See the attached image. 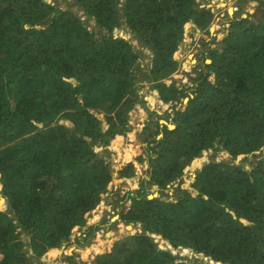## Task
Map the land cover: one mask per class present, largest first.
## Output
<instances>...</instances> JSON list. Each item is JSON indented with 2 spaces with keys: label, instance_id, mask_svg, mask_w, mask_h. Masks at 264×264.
<instances>
[{
  "label": "trees",
  "instance_id": "1",
  "mask_svg": "<svg viewBox=\"0 0 264 264\" xmlns=\"http://www.w3.org/2000/svg\"><path fill=\"white\" fill-rule=\"evenodd\" d=\"M72 1L97 28L46 0H0V193L8 205L0 207V264L44 263L49 252L94 237L97 226L70 238L111 196L113 170L96 145L122 142L129 111L145 104L143 82L153 85L150 108L162 113L176 102L175 128L157 123L146 148L123 152L128 162L117 178L130 182L144 153L147 177L121 214L126 225L91 264H264V0H239L259 4L261 15L242 18L239 6L226 37L210 42L220 47L207 51L210 63L199 67L191 93L165 82L180 68L179 45L194 41L188 25L207 32L211 8L197 0ZM143 49L153 54L146 72L137 64ZM207 151L229 159L209 161L185 185V166ZM175 183L172 201L162 200ZM148 188L160 197L148 198ZM130 223L144 233L126 237L140 232ZM189 250L196 257L182 255Z\"/></svg>",
  "mask_w": 264,
  "mask_h": 264
},
{
  "label": "rangeland",
  "instance_id": "2",
  "mask_svg": "<svg viewBox=\"0 0 264 264\" xmlns=\"http://www.w3.org/2000/svg\"><path fill=\"white\" fill-rule=\"evenodd\" d=\"M73 2L74 1L72 0H50L51 5H59L61 10H69L73 13V15L79 17L89 31L97 28L93 19L84 22L85 16L83 12L78 9L77 6L72 5ZM120 2L123 3V0H120ZM197 2L200 4H205L208 8H211L212 11L215 12L217 19L214 22L213 33L209 30H207L205 33H199L193 30L194 27H192V25H188V35L192 33L194 41L192 42L191 40L186 39L185 42L179 45L175 54V59L180 62V68L177 70V72H175V74L172 75L174 81L170 82L174 83L178 90L184 89L190 93L195 90V83L193 82V79L198 76L197 72L201 70L199 67L203 64V62L207 64L210 63V60L206 56L207 51L212 50L213 48L218 49L220 47L218 44H211L210 42H212L213 38L219 41L226 37V29L229 25L228 22L233 14H235V12L241 7V11L244 16L249 13V15L253 13L256 14V16L261 15V11L259 10L258 6L259 4L257 3L254 6H249V3L238 5L239 0H197ZM228 9H230V11H228ZM122 32L125 33L124 36L126 39H132L130 34L126 32V29L122 30ZM131 43L136 46V49L142 50L134 39L131 41ZM142 54V61L137 62V64H141L140 67L142 71L146 72L151 67L153 54L147 49H143ZM185 63H189L187 67H183ZM180 75L183 77V79L179 81L178 78ZM165 83L168 84L167 82ZM140 85L139 95L145 101V104L140 102V104L135 105L129 111L126 133L124 136H118L121 138L122 142L119 140L115 141L117 138L116 137L109 143L108 147L105 148V151L96 145V147L99 149V155L104 157L107 162H110V169L113 170V181L106 187V190L111 194V196L109 198L102 197L98 206H96V208L93 210L94 212L92 211L90 214H88V220H86L84 228L79 231V228L77 227V232H75L70 238L71 240H75L76 237L80 236V232H83L85 229L89 230L91 226H97V232H95L93 238H88L85 244L82 242H78L77 244H75V242H71V245H68L66 249H62L61 254L60 250L49 252V257L46 256V262L43 263L42 261H39V263H37L35 260H33V264H68L65 261L67 256L72 257V264H90L92 261H94L95 257L102 255L99 253L100 248L111 238L112 234H114L120 228V222L122 221L121 214L124 210L131 206L132 198L136 196V192L140 187L139 180L140 178L145 180L147 177L146 172L149 168V164L144 153V161L142 163H133L136 176H134L128 183L120 181V179L117 178V172L121 166H124L128 162V160L123 158V152L127 147L132 149L146 148L145 142L151 140L149 133H153L157 130V123L160 125H167L168 129L170 130L175 128V121L172 117L173 109L176 107V102H170L168 108L160 113L156 109L150 108L146 101L147 95L153 90V85L149 84L148 82H143ZM185 101H187V99H185ZM138 108L144 112V116L142 118L138 117L136 114L138 112ZM95 116L101 122L100 128L102 131H106L108 129V125L105 122L103 113H96ZM166 116H168V120L165 118ZM65 126L67 128L71 127V125H68L67 123ZM135 153L139 154L140 152L135 151ZM228 159V154L224 151L217 152L214 156L211 151L205 152L200 158L191 161L185 166L183 175V181L185 185L191 184L193 182L195 173L209 161L213 160L215 162H227ZM195 162L196 164L201 162V164L194 166ZM250 165L251 164L246 163L243 164V167L244 169L249 170ZM176 187L177 185L175 183L170 187V189L164 192V196L161 199L172 201ZM147 194L148 198L150 199L153 197H160L159 193L155 189L148 188ZM166 194H168L169 197H167ZM122 197L124 198L123 200ZM6 199L1 197L0 193V207L3 211L8 210V205L5 203ZM135 228L140 227L136 225ZM17 232L20 233V229H18ZM143 233L144 231L140 228V232L138 234L129 235L126 237H135ZM126 237L118 239L117 242L126 240ZM153 237L155 238L154 241L158 243L159 247L168 249L167 243L162 241L159 236L156 237L153 235ZM21 238H24L26 243L30 240V238L25 237L24 234H21ZM127 241L131 240L127 239ZM112 244L108 248L107 252L111 251ZM171 251L177 253L172 249ZM57 254L60 255L55 258ZM182 255L190 258L196 257V255L190 250L189 252H182ZM200 260L204 264H220L214 263L213 261L210 262L209 260L202 261L201 258Z\"/></svg>",
  "mask_w": 264,
  "mask_h": 264
},
{
  "label": "flooded vegetation",
  "instance_id": "3",
  "mask_svg": "<svg viewBox=\"0 0 264 264\" xmlns=\"http://www.w3.org/2000/svg\"><path fill=\"white\" fill-rule=\"evenodd\" d=\"M212 12H213V11H212ZM236 12H237V11H236ZM213 13H214V20H213L212 24H213V23L216 21V19H217L215 12H213ZM249 14H250V13H249ZM249 14H246V15L244 16L243 13L241 12V17H242V18H246L247 15H249ZM235 16H236V14H233V16L229 19V22H228V23H230V21H231ZM212 24H211V25H212ZM211 25H210V26H211ZM210 26H209V29H208L209 31H211V30H210ZM192 27H194V29H193L194 31H197L195 26L192 25ZM228 29H229V25H228V27H227V29H226V32H227V33H228Z\"/></svg>",
  "mask_w": 264,
  "mask_h": 264
},
{
  "label": "clouds",
  "instance_id": "4",
  "mask_svg": "<svg viewBox=\"0 0 264 264\" xmlns=\"http://www.w3.org/2000/svg\"><path fill=\"white\" fill-rule=\"evenodd\" d=\"M48 3H50V2H48ZM170 83L172 84V82H170ZM153 90H154V89H153ZM184 102L186 103L187 101L184 100ZM169 103H170V102H169ZM90 213H91V212H90ZM90 213H89V214H90ZM122 222H123V221H122ZM130 224L133 225V226H136V225L138 226V223H137V224L130 223ZM140 224H141V223H140ZM139 227H140V226H139ZM140 228H141V227H140ZM140 228H139V229H140ZM141 229H142V228H141ZM75 232H77V230L74 231L73 234H74ZM80 234H81V233H80ZM139 235H140V234H139ZM155 236L157 237V236H159V235H155ZM151 237H152L153 239H155V238L153 237V235H151ZM159 237H160V239L162 240L161 236H159ZM162 241H163V240H162ZM154 242L158 245V243H157L156 241H154ZM164 242H165V241H164ZM158 247H159V246H158ZM159 248H160V249H164V248H161V247H159ZM54 249H55V248H54ZM168 249L171 250V248H170L169 246H168ZM58 250H60V249H58ZM172 253L175 254L173 251H172ZM46 258H47V257H46ZM46 258H45V260H46ZM92 262H93V261H92ZM92 262H91V263H92ZM91 263H90V264H91Z\"/></svg>",
  "mask_w": 264,
  "mask_h": 264
},
{
  "label": "water",
  "instance_id": "5",
  "mask_svg": "<svg viewBox=\"0 0 264 264\" xmlns=\"http://www.w3.org/2000/svg\"><path fill=\"white\" fill-rule=\"evenodd\" d=\"M47 2H50V0H46ZM167 86H170L171 85V83H169V84H166ZM138 226H140L141 227V224L140 223H138Z\"/></svg>",
  "mask_w": 264,
  "mask_h": 264
},
{
  "label": "crops",
  "instance_id": "6",
  "mask_svg": "<svg viewBox=\"0 0 264 264\" xmlns=\"http://www.w3.org/2000/svg\"><path fill=\"white\" fill-rule=\"evenodd\" d=\"M93 212H94V211H93ZM62 249H63V248H61V249H60V254H61V251H62ZM60 254H57V256H56L55 258H57V257H58V255H60Z\"/></svg>",
  "mask_w": 264,
  "mask_h": 264
},
{
  "label": "bare ground",
  "instance_id": "7",
  "mask_svg": "<svg viewBox=\"0 0 264 264\" xmlns=\"http://www.w3.org/2000/svg\"><path fill=\"white\" fill-rule=\"evenodd\" d=\"M123 224H125L126 225V222H123ZM108 236V235H107Z\"/></svg>",
  "mask_w": 264,
  "mask_h": 264
}]
</instances>
